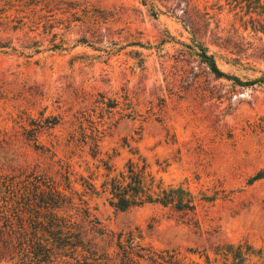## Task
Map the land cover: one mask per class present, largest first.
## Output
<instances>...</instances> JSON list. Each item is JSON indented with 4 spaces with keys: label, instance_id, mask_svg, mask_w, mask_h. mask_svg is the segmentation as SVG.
Here are the masks:
<instances>
[{
    "label": "rangeland",
    "instance_id": "rangeland-1",
    "mask_svg": "<svg viewBox=\"0 0 264 264\" xmlns=\"http://www.w3.org/2000/svg\"><path fill=\"white\" fill-rule=\"evenodd\" d=\"M228 2L0 0V169L69 170L76 221L111 257L120 232L201 264L264 253V15ZM130 160L182 201L112 207Z\"/></svg>",
    "mask_w": 264,
    "mask_h": 264
},
{
    "label": "trees",
    "instance_id": "trees-1",
    "mask_svg": "<svg viewBox=\"0 0 264 264\" xmlns=\"http://www.w3.org/2000/svg\"><path fill=\"white\" fill-rule=\"evenodd\" d=\"M232 10L246 8L248 13L264 15L261 0H227ZM202 61L218 77L241 82L237 77L220 69L215 57L202 47ZM254 82V81H253ZM127 171L110 176L106 181L108 200L116 210L126 211L146 203L160 202L168 205L182 196L177 189H156L146 185V171L130 160ZM37 167H27L13 172L0 169V261L13 264H201L178 258L176 254L162 252L146 245L141 235L124 232L112 235L115 256L100 248L89 231L77 223L79 204L77 190L72 185V173L62 170V178L53 174H38ZM262 174L257 175V179ZM180 190V189H178ZM87 213V210H86ZM239 254L248 258L246 264H264V253L252 247H237ZM235 246L230 244L208 256L206 264H245L233 262Z\"/></svg>",
    "mask_w": 264,
    "mask_h": 264
}]
</instances>
